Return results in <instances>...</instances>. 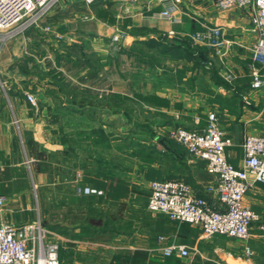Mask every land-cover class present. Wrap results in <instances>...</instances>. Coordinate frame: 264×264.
<instances>
[{
    "label": "crops",
    "instance_id": "1",
    "mask_svg": "<svg viewBox=\"0 0 264 264\" xmlns=\"http://www.w3.org/2000/svg\"><path fill=\"white\" fill-rule=\"evenodd\" d=\"M168 7L173 21L159 15ZM250 16L214 0H61L42 20L48 32L0 37V224L38 220L58 243L59 264H264V181L244 196L260 218L246 240L147 208L149 182L162 179L218 203L204 192L213 178L205 161L170 127L201 129L214 111L234 166L244 136L264 132V83L251 85L264 65L252 59ZM214 26L229 41L218 52L190 38ZM47 44L69 62L51 67ZM56 69L86 83L68 87L50 76ZM26 92L41 98L37 107ZM85 186L100 193L78 190ZM172 241L189 255L162 256L158 247Z\"/></svg>",
    "mask_w": 264,
    "mask_h": 264
},
{
    "label": "built area",
    "instance_id": "2",
    "mask_svg": "<svg viewBox=\"0 0 264 264\" xmlns=\"http://www.w3.org/2000/svg\"><path fill=\"white\" fill-rule=\"evenodd\" d=\"M60 1L0 0L1 34L10 38L29 28L42 27L49 30L48 24L42 25V20ZM84 1L91 4L95 0ZM214 3L219 9L250 8L252 27L257 32L251 46L252 59L264 65V0H214ZM159 15L169 21L174 20L171 7L161 10ZM88 16L85 14L84 18ZM220 30L214 26L205 31L193 32L190 38L215 46L218 52L222 44L225 47L229 45L228 40L220 39ZM121 35L122 33H116L112 39L118 40ZM210 63L208 61L206 65ZM252 75V87L259 88L264 83L263 76L257 69L252 71ZM25 97L32 106H36L32 92H26ZM168 135L184 146L190 155L205 161L213 178L204 185V192L216 198L218 203L213 205L210 198L197 195L182 179H162L149 182L147 208L162 212L171 220L198 226L206 235L219 234L241 240L248 239L254 222H258L260 218L245 202L244 196L255 182L264 181V132L244 136L241 166H234L226 158L225 147L231 140L224 136L214 111L207 112V122L201 129L172 126L168 129ZM78 190L84 193H100L89 186ZM3 201L4 196L0 195V205ZM257 228L260 230L259 235L264 238V224L258 223ZM50 234L38 220L22 225L1 223L0 264H59V246ZM161 239L163 236H159V240ZM158 249L164 257H186L190 252L188 246L176 241L160 245ZM246 250L248 251V247Z\"/></svg>",
    "mask_w": 264,
    "mask_h": 264
},
{
    "label": "rangeland",
    "instance_id": "3",
    "mask_svg": "<svg viewBox=\"0 0 264 264\" xmlns=\"http://www.w3.org/2000/svg\"><path fill=\"white\" fill-rule=\"evenodd\" d=\"M33 29V28H32ZM38 30H41V29H38ZM43 30V29H42ZM50 30V29H49ZM46 30H44L43 32H45ZM43 32L42 33H40L41 35L43 34ZM47 32H48V30H47ZM0 37H1V39H3L4 37H3V35H0ZM60 45H62V43H60ZM59 46V45H58ZM66 52H69L68 50L66 51ZM47 55V57H46V59H44V61L46 62L47 60L48 61H50V64H51V67H57V66H60V62L62 61V63L64 64L65 62H69V55H68V53L66 54V53H61V52H59V51H57V50H55V49H53V47H50L48 44H47V53H46ZM56 71H58L57 73L55 72V71H52V74L55 72V75L53 74V75H50L52 78L53 77H56L57 75H59V70L58 69H56ZM62 75H63V78H64V80H66V82L67 83H63L64 85L66 84V86L67 85H69V84H71V82H73V83H77V82H79V83H83V81L81 80V79H78V78H76L75 76H72L70 73H69V71H66V70H64V71H62L61 70V72H60ZM66 94H67V91H64ZM34 94V96H35V99H36V106L35 107H37L38 105H39V100L41 99L40 97H37L36 95H35V93H33ZM68 98H67V104H68ZM260 221V220H259ZM247 251V250H246ZM248 252V251H247Z\"/></svg>",
    "mask_w": 264,
    "mask_h": 264
},
{
    "label": "trees",
    "instance_id": "4",
    "mask_svg": "<svg viewBox=\"0 0 264 264\" xmlns=\"http://www.w3.org/2000/svg\"><path fill=\"white\" fill-rule=\"evenodd\" d=\"M29 29H32V28H29ZM34 29V28H33ZM28 30V29H27ZM49 64H50V61H47ZM68 64V63H67ZM66 66V65H65ZM54 75H55V72L53 73ZM52 73H51V75H53ZM55 78V77H54ZM56 78L57 79H60V81H62V83H67L66 82V80H64V78H63V75L61 74H59V75H57L56 76ZM83 82H85L86 83V78H85V76H83V77H81L80 78ZM66 85V84H65ZM68 87H69V85H67ZM171 257H174V256H171Z\"/></svg>",
    "mask_w": 264,
    "mask_h": 264
}]
</instances>
